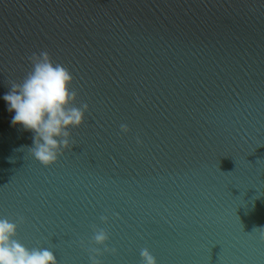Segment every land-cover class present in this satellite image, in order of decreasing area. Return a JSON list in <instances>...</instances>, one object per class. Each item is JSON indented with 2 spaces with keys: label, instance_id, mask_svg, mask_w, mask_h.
Returning a JSON list of instances; mask_svg holds the SVG:
<instances>
[{
  "label": "water",
  "instance_id": "obj_1",
  "mask_svg": "<svg viewBox=\"0 0 264 264\" xmlns=\"http://www.w3.org/2000/svg\"><path fill=\"white\" fill-rule=\"evenodd\" d=\"M41 51L89 110L44 166L0 99L15 239L89 264L95 225L101 264H264V0H0V97Z\"/></svg>",
  "mask_w": 264,
  "mask_h": 264
},
{
  "label": "clouds",
  "instance_id": "obj_2",
  "mask_svg": "<svg viewBox=\"0 0 264 264\" xmlns=\"http://www.w3.org/2000/svg\"><path fill=\"white\" fill-rule=\"evenodd\" d=\"M32 67L22 82L13 83L0 99L11 115L10 124L32 133V156L44 166L55 164L64 150L72 147L70 129L80 127L88 112L87 103L76 104V92L71 89L73 77L60 63H54L46 51L29 57ZM121 131L127 132L126 125ZM107 216L101 222L108 223ZM0 217V264H58L56 255L46 247L27 248L16 237L18 223ZM93 235L89 264H101L103 252H114L107 247L110 239L104 228L92 226ZM102 246L103 251L101 250ZM142 264H157L148 249L140 253Z\"/></svg>",
  "mask_w": 264,
  "mask_h": 264
}]
</instances>
